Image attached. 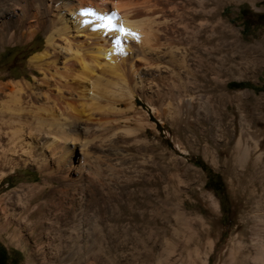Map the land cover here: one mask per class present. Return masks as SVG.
Listing matches in <instances>:
<instances>
[{
	"label": "bare ground",
	"instance_id": "6f19581e",
	"mask_svg": "<svg viewBox=\"0 0 264 264\" xmlns=\"http://www.w3.org/2000/svg\"><path fill=\"white\" fill-rule=\"evenodd\" d=\"M23 1V4L19 2L17 5L27 7L28 0ZM36 1V6H52L36 12L37 15H48L46 24L50 30L45 36V49L28 60L42 77L33 76V82L15 81L11 83L9 93H5L8 85L0 84V93L6 96L0 108V181L14 172L18 165L29 163L37 165L44 179L41 183L20 186L18 191L7 197L9 210L2 209L5 223L1 228L13 225L16 239L25 243L31 241L37 247L39 264H73V246L83 242L81 214L87 207L102 210L99 201L103 205L102 197L106 194L96 180L85 179V161L91 157V145L95 144L103 151L112 143L121 147L126 137H134L133 128L127 122L120 121L115 126L116 105L123 101L134 108L136 97L144 98V90L138 88V84L147 71L141 69L142 65L136 58L140 55L145 59L147 52H152L158 45L152 43L155 45L152 48L149 43V21L144 20L145 16H141L143 19H131L139 17L141 11H134L130 17L132 10L126 8L121 11L119 22H115L116 15L110 13L107 16L103 7L107 5L103 3L99 5L87 0ZM153 1L150 2L153 4ZM202 1L181 0V5L201 6ZM150 2L128 0L121 7L147 6ZM173 3L178 1L173 0ZM165 5H168L167 2ZM86 9H91V12ZM26 12L17 7H0V43H10L13 34L8 33L9 30L26 18ZM199 12L209 14L204 9H193L189 19L195 20ZM211 16L222 24L216 13ZM202 27L199 24L192 32L194 43ZM194 47L186 48L185 53L195 57L199 47ZM212 48H201L200 53L210 57ZM258 48L264 54V42H259ZM193 57L189 60L195 63ZM213 79L219 82L217 76ZM222 85L219 84L221 90L214 102L213 97L201 91L195 75L190 76L189 73L183 83L179 112L183 119H189L192 113L190 122L196 125L206 122L211 140L222 145L218 152L210 150L214 153L213 159L223 157L225 171L231 174L237 185H241L237 207L250 205L241 224L246 231L240 228L230 239L226 252H220L219 238H214L215 231L208 218L214 215V201L211 196L205 195L203 201L199 196V205L205 208L203 214L208 219L197 213L191 219L193 223L191 220L188 222L186 229L189 231L181 245V264L183 260L184 264H264V115L259 110L257 97L242 90L225 91ZM43 86H46L45 91L41 90ZM233 98L241 100L236 105V111H229V102ZM218 102L223 104L222 107H218ZM241 107L247 108L246 111L240 110ZM4 125L8 128L5 129ZM73 161H78L76 167H73ZM107 169L116 171L110 165ZM94 175L97 177L98 172ZM129 180L123 181L122 187ZM76 185L80 188L74 192ZM82 185L86 187L82 188ZM184 209V201H181V212ZM95 216L99 217V213ZM75 264L85 263L78 258Z\"/></svg>",
	"mask_w": 264,
	"mask_h": 264
},
{
	"label": "rangeland",
	"instance_id": "374dc122",
	"mask_svg": "<svg viewBox=\"0 0 264 264\" xmlns=\"http://www.w3.org/2000/svg\"><path fill=\"white\" fill-rule=\"evenodd\" d=\"M0 1V7H17L27 11L26 18L9 30L8 33L13 34L10 43H0V84H7L5 93H9L10 85L15 81L33 82V76L38 79L42 77L30 66L28 60L33 54L45 49V36L50 30L46 24L48 15H37L36 12L49 6H36V0H28L27 4L25 3L27 7L17 5L19 2L23 4V0ZM87 1L99 5L106 4L107 6H103L106 15H116L115 22H119L121 11L126 8L133 11L130 12V17L134 11H141L139 17L131 19L145 16L144 20L149 21L148 36L152 38H148L149 43L152 48L156 44L158 47L153 48L152 52H147L145 59L140 55L136 58L140 66L142 65L141 69L147 71L138 84V88L142 87V91L144 90V98L136 97L134 108L128 107L123 101L116 105L118 109L114 114L115 126L120 121L127 122L133 128L134 137H126V142L121 147L112 143L103 151L95 144L91 145V157H87L85 161V179L96 180L106 194L102 197L104 204L101 205L102 202L99 201L102 210L87 207L81 214L83 242L74 244L72 263L75 264L78 258H81L85 264H181V245L189 231L186 229L188 222L197 213L207 218V215L203 214L205 208L202 209L203 205H199L200 197L203 201L205 195L211 196L210 199L214 201V215L208 216L215 231L214 238H219V251L226 252L233 235L240 228L246 231L245 226L241 227V224L246 217L249 203L237 207L241 185H237L231 174L225 171L223 157L213 159L214 153L210 150L212 148L218 152L222 145L211 140V134L207 130L209 125L206 122L199 125L190 122L192 113L189 119L181 118L180 95L184 93L183 83L190 73V76L195 75L201 91L206 96L213 97L214 102L221 90L219 84L223 83L225 91L242 90L257 97L259 110L264 115V54L258 48V43L264 42V0H203L201 6H182L181 0H174L178 3L171 0V4L169 0H154L156 3L152 0L153 4L149 0L147 6L136 7H121L128 0ZM165 1L168 5H165ZM46 2L48 3V0ZM152 5L154 8H151ZM193 9H204L209 11V14L199 12L192 21L189 14ZM211 11L217 14L222 24L212 18L211 15L215 13ZM199 24L204 27L194 43L192 32ZM145 27L147 28V25ZM194 46L197 49L199 47L195 57L185 53V50ZM208 47H213L209 56L214 57L200 53L201 48ZM190 56L195 59V63L189 60ZM214 76L218 77V83L213 79ZM239 82L248 83L249 87L233 85ZM41 90L45 91L46 86ZM5 93H0V108L6 99ZM240 100H230L228 110L236 111ZM222 105L218 102L219 108ZM247 108L241 107L240 110L246 111ZM237 122L238 116L235 119L236 130ZM4 126L5 129L8 128L7 125ZM229 150L231 152V148ZM72 165L76 167L78 161H73ZM108 165L116 171H108ZM94 172H98L97 177ZM43 179L37 165L29 163L18 165L14 172L7 174L0 181V245L5 250L7 262L12 264L40 262L36 255L37 247L31 241L25 243L16 239L13 225L1 228L5 223L2 209L9 210L6 199L18 191L20 186L41 183ZM128 179L129 182L122 187L123 181ZM77 188L80 187L76 185L74 192H77ZM181 201H184L183 212ZM97 212L99 217L95 216L98 215ZM191 221L193 223V220Z\"/></svg>",
	"mask_w": 264,
	"mask_h": 264
},
{
	"label": "trees",
	"instance_id": "16d2710c",
	"mask_svg": "<svg viewBox=\"0 0 264 264\" xmlns=\"http://www.w3.org/2000/svg\"><path fill=\"white\" fill-rule=\"evenodd\" d=\"M233 85L237 87H249V84L245 82L234 83ZM0 264H12L11 262H7L5 250L1 245H0Z\"/></svg>",
	"mask_w": 264,
	"mask_h": 264
},
{
	"label": "snow or ice",
	"instance_id": "6c2138e0",
	"mask_svg": "<svg viewBox=\"0 0 264 264\" xmlns=\"http://www.w3.org/2000/svg\"><path fill=\"white\" fill-rule=\"evenodd\" d=\"M85 11L91 12V9H86ZM121 31L123 32L125 30L124 29H121ZM116 42L119 43V38H117V41Z\"/></svg>",
	"mask_w": 264,
	"mask_h": 264
}]
</instances>
